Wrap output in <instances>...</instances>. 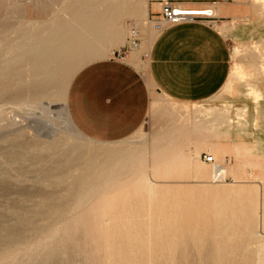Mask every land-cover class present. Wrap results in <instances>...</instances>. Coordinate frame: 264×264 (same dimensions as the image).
Returning a JSON list of instances; mask_svg holds the SVG:
<instances>
[{
  "label": "rangeland",
  "instance_id": "obj_1",
  "mask_svg": "<svg viewBox=\"0 0 264 264\" xmlns=\"http://www.w3.org/2000/svg\"><path fill=\"white\" fill-rule=\"evenodd\" d=\"M76 1L77 0H67V1L66 0H0V36L22 34L26 30L25 28L28 25L29 20H41L44 24L49 23L52 19L62 16L64 12L71 9L73 7L72 3H75ZM250 1L254 2L258 9L257 14H255V16L252 17V19L242 18L234 22L226 23L221 28L223 34L228 40L231 54H232V68H231L230 76H229L227 83L222 88V90H220V92L215 97L208 100L207 102H204L202 104L190 105V106L179 105L171 100H168L167 98L163 97L162 95H160L154 90L151 111H150V114L146 122L135 134H133L132 136H130L129 138L125 140L114 142V143L100 142V141H97V140H94V139H91L85 136L76 127V130L78 131L77 133L78 135H80V136H77V133L75 131H73L72 129H70L64 124L63 114L61 112V107H62L61 103L64 100L68 101V93H69L70 85L74 77L76 76V74L84 66L88 65L91 62L113 57L115 55H119V54L124 55L128 51L127 47L121 48V46H119V47L111 48L110 50H108L105 57H101L103 52L94 54L93 56L91 54H87L85 57L84 65L82 66L71 67L72 66L71 64L63 63V67L60 70L52 73V76L46 79L31 76L33 72H31L30 74L22 73L21 74L22 79L20 80L21 85L19 84L18 87L15 85L16 83H19V81L17 80H12L10 83L6 84V86H11V87H9L7 92L4 90L0 91V104L4 103V105L7 106L8 104L10 106L7 108L5 106L4 108V105H0V107L3 106V108L6 109L5 112L7 111V113L10 116L12 117L14 116L15 118H18V119L24 118V120L27 119L28 121H26L27 126H25L24 130L21 129L20 131H17L18 133L12 132V131H5L3 135L0 136V140H1L0 141L1 142L0 143V148H1L0 149V174H1L0 175V264H105V263L108 264L109 261L106 260L107 259L106 255L108 256V258L110 257L109 259H111L112 257L111 255L114 253H115V256L113 255V258L115 257L114 259H116L117 263L122 261L120 262V264H128V261L125 260L127 259L126 253L128 252H129L128 253L129 264H134L133 261L135 258L138 259L137 260L138 262L134 261L135 264H139L141 262L140 254L142 253L143 250L144 251L142 254L144 256L142 255V261H143L141 262L142 264H146L148 261H149L148 264H152V263L159 264L160 262L159 260H162L160 264H170L171 263L169 262L170 258L172 259V260L170 259V261H172V264H176L175 262H177V264H259V263L261 264V262H264V257H263L264 255H262L264 254V244H263L264 243V218H263L264 199L262 197L264 196V183L262 182L260 184V183L252 182L251 178L249 179L248 175L245 176V178H239V176H237L235 173H233L230 170L231 167H234L237 164V159H236L234 152H226V155L217 159V162L223 164L225 168L227 169L228 179L226 181H215L212 177L213 171H212V175L210 179L208 180L197 178L195 175L190 173L189 171L190 167L186 168L187 171L184 174L176 172L167 177L156 174V170L158 168L163 167V164L166 162V157L163 156V154L165 153V150L159 149V144L163 142L164 135L167 132L173 133L174 135L176 130L178 131V128L176 126H178L180 123L184 122L185 120L189 121V119H185L184 116H187L188 118L192 115L199 117L201 115H206L209 111L215 108L226 109V111H229L230 114L238 113V111L243 110L245 107L249 105H253L255 101V94L253 93L254 88L264 89V75H263L264 74L263 73L264 72L263 70L264 69V58H263L264 57V51H263L264 50V9L263 7H261L262 3H264V0L263 1L262 0H250ZM260 1H262V3H260ZM35 2L39 3V6H38L39 12L37 13L30 11L31 6H33ZM100 3H103V2H99L98 4H96L97 9L98 8L103 9V7L99 5ZM121 4L123 3L120 2L117 4H111L108 8L120 11L119 12L120 13L119 22L127 30L126 37L129 38L131 32L133 30H137L139 31V44L142 39L145 41L147 40L148 49L144 52L145 57L143 59L145 60V58H147L148 56L149 45L153 41L154 37L160 32L156 28V24H155L156 17L151 18L150 20H147L146 28L139 29L135 26H130L128 28V22H127V19L125 18L126 8L121 6ZM153 15L157 16L156 14H153ZM127 43L129 44V41ZM90 55L91 57L89 58ZM234 63L236 64V66ZM142 64H143L142 67L146 68L147 63L142 62ZM254 64L256 66H254ZM49 66L52 67L53 65L49 64ZM236 67L238 70H236ZM233 70H234V73L236 74L233 73ZM66 82L68 84H66ZM45 84H48V86L46 87L49 88L52 94L54 93L53 97H51L50 99L44 100L45 104L47 101L56 100V102L58 103L57 109L59 108L58 110H56L57 112L56 111L51 112L52 115L50 113L51 118L47 117L49 113H47L46 111H42L41 108L36 107V110H35L36 113H33L35 112L34 111L35 108L26 107V108L21 109L22 111L24 110L22 112L20 111V108L18 110L15 107L14 103L17 102L18 99L22 98L20 94H23L26 89L31 88L32 92H35L39 90L40 88L45 87ZM4 87H5V84H0V90L3 89ZM12 104L14 107L11 106ZM16 111H18L17 113H19L18 114L19 116L17 115ZM26 112L29 113V117L27 116L28 118L25 117V115H28V113ZM42 112H45V114L47 113L45 117V120H47V123L46 121L45 122L42 121L44 120V116H45V114L43 116H40V114L41 115L43 114ZM30 113L34 114V116L36 115V117H34L33 115L31 116ZM1 117L2 115L0 116V118ZM40 117L42 118V120ZM4 119L5 118L3 117L0 119V123H1L0 125H4L5 121L4 123L2 122V120ZM196 119L197 118H193L192 121H196ZM20 120H23V119H20ZM48 120L51 123L55 121L54 125H52ZM57 120L59 122L62 120L63 124H62V121L60 122L61 123L60 124L59 122H57ZM197 120L200 121V118H198ZM30 123L32 126H34L33 128L30 125ZM51 125L53 127H55V125H58V126L63 125L62 127L65 126V131L67 129L66 134L68 138H66V140L59 139V138L53 140L52 138H48L47 136H48V132H50V129L52 127ZM47 126H50V127L46 128ZM47 129L49 130L47 131ZM68 130H72V131H68ZM254 132H255V135L246 136L247 137L246 139L252 140L250 142H247V144L250 146L251 149L252 148L254 149L253 142L255 138H257V140L264 141V127L261 128L259 127V125H255L252 128V133ZM15 133L17 135L18 134L20 135H18L17 137L15 136L16 135ZM5 138H8V139H5ZM69 138H71V140ZM47 140H49L48 144L47 142H45ZM72 145L73 147H71ZM171 145H175V144L172 143ZM177 145L179 146V144ZM184 146L185 145L183 144V146H181L179 150H175V149L171 150V153L172 154H176L179 152L185 153L184 150L182 149V147ZM7 148L9 150V153H8ZM257 151L258 149L251 150L248 156V159L258 156L259 155L258 153L260 151L258 153ZM26 152H28L29 154H27ZM206 153H210L213 155L212 151H208ZM201 156L202 155L200 154L199 160L203 162L205 165H207L209 169H211L212 165L206 163L202 159ZM194 157H196V155H194ZM88 161L89 163H87ZM143 177L150 179L151 183L157 186V189H156L157 191L155 190V192L152 195H150L148 191L137 190V186L139 185L138 180ZM39 183H42L41 185L43 186H41ZM224 184L227 185L226 188ZM257 187L259 188L258 190H257ZM230 188L235 191L232 192ZM261 188L262 190H260ZM238 189H239V192H238ZM251 189L253 190L251 191ZM240 191L241 192L243 191V194H241L243 197H240V200H242L244 197L246 200V202L245 200L242 201V203L243 202L245 203V207L244 209H242V211H238V209L239 208L241 209V206H244V204L242 205V203L239 200V197L236 196L237 194H239L240 196ZM256 191H259L258 192L259 195H257ZM234 192L235 193L238 192V193L235 195ZM250 192L254 193L255 196L251 195ZM213 193L215 195V198H214ZM156 194L158 197L157 199H156ZM216 194L218 196L217 198H216ZM225 194L226 195L228 194L227 196L230 195L231 198L229 197V199H231V201L234 200L232 202L229 201L231 206H229L230 205L229 202L228 201L226 202L225 198H223L225 197ZM183 195L184 196L186 195V197H184ZM245 195L247 196V198ZM152 196L153 198H155L153 203H152V200H153ZM257 196L258 197L260 196V198H258ZM180 197H183V198L181 199ZM248 197H250V199H248ZM149 198H151V200H149ZM236 198H238L241 206L237 204L239 202H237ZM252 198H253V202L252 201L251 203L249 202V207H248V204L246 203H248V200H252ZM158 199H159V202H158ZM209 199L211 202H209ZM258 199H261V200L258 201ZM222 200H224L225 202H222ZM74 201L77 203H75ZM207 201L210 204V205L207 204L208 208H207V205H205ZM255 201L257 202L256 204L257 206L259 203L258 207L260 208H256L258 209V211L257 210L254 211ZM165 202L167 204H165ZM233 202H236V203L234 204ZM260 202L261 203L263 202V203L261 204ZM156 203H157V206H156ZM158 203H160V205ZM219 203L222 204L221 206L225 205L224 203H227V204L224 206L225 207L224 208V207H221ZM171 204L172 206L174 204V206L172 207ZM250 204L253 207L250 206ZM85 205L86 206L88 205V206L86 207ZM199 205L201 208L198 207ZM211 205L212 207L215 206V209H213L214 211H212ZM132 206H133V209H132ZM175 206L177 207V209H174L176 208ZM188 206L190 208V212H192L191 215L189 214V211H186V210H189ZM202 206L205 208V210L203 209ZM226 206H228L227 208L229 209V210H226L228 213L226 211H223L226 209ZM234 206H237L238 208L237 207L235 208ZM247 207L249 208V211ZM159 208H162L163 210ZM206 208L207 210H209L210 213L206 210ZM234 208L236 210L233 212V214L236 216L237 221L235 220V216H233V214L231 213L232 210H234ZM149 209H152L151 213H150L151 210ZM200 209L201 211L203 209L204 213L206 211L205 213L206 215L202 212L206 217L202 216L201 215L202 213H199ZM245 209L247 210V213L246 211L243 213ZM130 210L132 211L130 212ZM219 210H220V213L218 212ZM182 211H185V212H182ZM237 211H238V218L240 219H241L240 213L242 212V219H241L242 221L237 218V215L235 214ZM187 212L189 215L187 214ZM207 212L209 214L208 216H207ZM256 212L260 215V217H258L259 215ZM164 213H166V215L168 216H164L165 215ZM252 213L253 214L255 213L258 218L255 217V214L252 215ZM182 214H183V218H181ZM184 214L185 216L186 215L187 216L185 217ZM197 214L202 217L200 218L199 216H197ZM216 214L218 216H216ZM221 214L223 218L226 217L225 220L221 217ZM227 214L230 215V218L233 216L234 219L232 218L231 219H232V223H235L234 225L230 223L229 221L230 219H228L229 215ZM247 214L248 216H251L252 218L254 217L253 218L254 220L250 219L251 217L247 218L248 217L246 216ZM151 215H153L154 217ZM106 216H108V218ZM169 216L171 218H167ZM172 216H178L179 221L177 220V217H176V222L174 221L175 217H173V220H172ZM189 216H193L194 220L195 219L197 220V218H200V219H198L197 221L196 220L193 221V218L191 220ZM150 217H153V218L151 219ZM209 217L211 218V220L205 219ZM213 217H216L217 219H222V220L220 222L219 220L217 221L216 218H213ZM218 217H221V218H218ZM184 218L186 219V222L183 220ZM202 218L204 219L202 220ZM255 218L257 222L255 221ZM88 219H89V222H87ZM116 219L117 221H115ZM165 219H168V220L171 219V221L173 222L169 220L166 224L165 222L167 220L165 221ZM189 219L190 221L188 222ZM204 220L206 221L207 224L209 223L208 226L204 223H203L204 225L202 224V222H205ZM213 220H215L216 222ZM246 220L248 223L251 222L249 220H252V222L254 221L253 223H251L252 225L250 224V226L252 227H249V224H247ZM114 221L115 223L116 222L117 223L115 224ZM155 221H156L155 223L156 225L154 224ZM162 221L163 222L165 221V222L163 223ZM198 221L200 224L198 223ZM224 221L226 224L223 223ZM174 222L176 223L177 226L180 224V226L178 227L179 229L177 228L178 231L176 230V226H174L175 225ZM178 222H182V224ZM192 222L197 225L198 224L201 225L202 228L201 226L198 227L199 225L197 226L195 224L193 226ZM214 222L215 223L220 222L222 226L223 224L226 226H224L223 228L220 225V223L219 224L217 223L219 225L218 226L217 224H214ZM88 223H90V225ZM102 223L103 225L105 223L104 226L106 227H103ZM168 223H170V225ZM183 223H185V226L183 225ZM79 224L81 226H79ZM92 224H93V227H92ZM108 224H111V226ZM117 224L119 225V228L117 227ZM150 225L153 230L150 228ZM214 225H216V228H214V231H212L211 229H213ZM238 225L240 226V228ZM247 225L249 228H251V230L248 227L246 228ZM100 226H102L101 227L102 229L100 228ZM147 226L149 227V229ZM168 226L170 227V229L172 228H175V229H172V230L168 228L167 230L166 228L163 229L164 227H168ZM183 226L185 227V229H181V228H184ZM205 226L208 228V230ZM158 227L159 228L162 227V230H165V231L163 232L161 228L158 230ZM193 227H195L194 231L193 229L191 230V228ZM227 227H229L230 230L229 228L227 229ZM236 227H238L239 229H241L242 227V229L239 230ZM125 228L126 230L128 229L129 232L126 231ZM146 228L148 229L150 233L148 231H145ZM187 228H188V231H186ZM197 228L198 230H195ZM66 229L68 230L66 231ZM180 229L184 230L186 235H188V232H189L188 236H190L191 238L186 236L183 231H180ZM107 230H110V233H109L110 236L112 234V236L110 237V240L108 239L109 236L108 237L106 236L108 234ZM119 230H121V232ZM154 230L156 232H154ZM168 230L170 231L168 234H166ZM174 230L178 232V234L177 232L176 233L174 232V234H176L177 236L173 235L172 231ZM218 230H220V232H218ZM69 231H70V235H69ZM191 231L193 234L195 233L196 235L194 236L191 233ZM208 231H212V232H208ZM247 231H249V233ZM106 232L107 234H105ZM126 232H128V235ZM144 232L145 234H141ZM147 232L148 234L146 236ZM161 232L163 233L162 236H160V234H162ZM198 232L203 234V236L201 235L202 237L201 236L199 237V235L197 234H200V233ZM206 232L209 234H206ZM103 233L105 236L102 237L101 235H103ZM113 233L117 235V240H116V237H114L115 235ZM153 233L155 234L153 235ZM251 233L252 234L254 233V234L252 235ZM150 234L152 238L150 237ZM183 234L184 236H186L185 238ZM205 234L207 236H205ZM243 234L245 235V238ZM97 235L102 240H99V238L96 237ZM123 235L125 238L123 237ZM130 235L133 237V239H131ZM166 235L167 236L171 235V236H168L167 238ZM178 235L180 239H182L183 241L185 240L184 241L185 243L182 240L178 239L179 238ZM192 235H193V238H192ZM249 235H250V238H248ZM127 236L130 237L132 241L134 240L132 242L133 244L134 242H136L134 247H133V244L129 245V243H127L128 241H130L129 238H128L129 240L127 241V238H126ZM144 236L146 238H144ZM159 237H161V239L164 237L161 241L164 242L165 240H167L168 242L167 241L165 242L168 243V246L169 245L170 246L172 245V246L171 247L169 246V248H167L166 247L167 244L164 243L165 244L164 245L163 242L161 244H157L158 240H155V238L160 239ZM174 237H176L180 242L177 241V239ZM194 237H197L199 240ZM112 238L114 239L112 240ZM186 238L187 239L189 238V239L187 240ZM51 239L53 242H55V246H57V247L54 246L53 249L49 245V244H51V246L53 245L52 244L53 242H51ZM106 239H108L110 242H107ZM146 239L147 241H149L148 244H147ZM192 239L196 240V242L198 240L200 244L199 243L196 244V242ZM169 240H172V241L176 240L173 242H175L177 246L175 245V243L169 244V243H173V242H170ZM57 241L59 242V245ZM114 241L115 242L118 241V242L115 243ZM152 241H155L154 244H157V246L159 245L158 247L160 249L157 248L156 245L154 247V245L152 244L153 243ZM181 241L183 242V245L185 244L184 247L187 244L188 247L186 248V250L184 247H182L183 245L182 246L180 245L182 244ZM102 242L103 244L105 243V245H103L105 246L104 247L105 251L103 250L102 253H100L101 251L99 248L100 247L101 249L103 248L101 246ZM141 242L142 244H140ZM118 243L119 245H117ZM121 243L128 247L127 248L128 251L123 249V247L125 248V246H123ZM111 244L116 245V248L118 250L116 248H112L114 245L111 246ZM130 244H131V241H130ZM162 244H163L164 249L161 246ZM203 245L209 246V249L208 247L206 249V247H204ZM225 245H228V247L227 246L222 247ZM46 246L48 247V249ZM119 246H120V250L118 248ZM174 246L175 248L178 247V249H175V251L173 248ZM49 247L53 251V253L48 251L50 250ZM106 247L108 248V252H106L107 250ZM149 247H150V250H149ZM161 247L163 250L161 249ZM197 247H200V248L198 249ZM221 247H222V250H220ZM130 248H131V251L129 250ZM183 248H184V251H183ZM215 248H219V250ZM226 248H229V249H226ZM256 248H258V250ZM113 249H116V250L114 251ZM140 249L141 250L143 249L141 253H139ZM224 249L225 251H223ZM112 250L114 251V253H111L113 252ZM168 250L170 251L168 252ZM202 250L204 251L202 252ZM216 250L220 252L219 255L217 254L218 252ZM156 251H157V254H159L160 252L159 255H163V254L165 255V252H166L167 258H165L166 256H164L165 258L164 259L162 256L163 259L162 258L159 259L160 256L159 255H158L159 257L156 256ZM210 251L212 253V256H211V253H209ZM258 251H259V254H257ZM48 252H49V257H48ZM57 252H59V255L55 257V254ZM146 252H148L147 253L148 256L146 255ZM152 252H154V254ZM116 253L118 254L120 253L119 254L120 256L116 255ZM138 253L140 255L139 258H138L139 256ZM103 254L105 256H103ZM133 254H134V257L135 256L137 257L134 258ZM172 254H175V257L177 258L178 261L175 260L176 258L173 257L174 255L172 256ZM53 255L55 258L52 259ZM117 256H119V258L121 256H124L120 258V259L122 258L124 259L120 260L116 258ZM155 256L157 259L154 258ZM146 257L148 258L151 257V258L147 260ZM212 257L214 259H212ZM225 258L227 260H224ZM103 260L105 263L103 262ZM123 260L125 262H123ZM145 260H147V262ZM216 260H217V263H214L216 262ZM116 261L111 259L109 264L111 263L116 264L114 263Z\"/></svg>",
  "mask_w": 264,
  "mask_h": 264
},
{
  "label": "bare ground",
  "instance_id": "obj_2",
  "mask_svg": "<svg viewBox=\"0 0 264 264\" xmlns=\"http://www.w3.org/2000/svg\"><path fill=\"white\" fill-rule=\"evenodd\" d=\"M67 1V0H66ZM263 1V0H262ZM262 1H260V3H262ZM99 2H103V3H100L99 5L101 6V7H103V9H100V8H98L97 9V6H96V4H98ZM120 2H123L122 0H77L75 3H72V8L71 9H69L68 11H66V12H64L63 13V15L62 16H60V17H56L55 19H52L49 23H43L41 20H29V22H28V25L26 26V30L22 33V34H14V35H8V36H0V84H5V87L3 88V89H1L0 91H2V90H4V91H6L7 92V90L9 89V87H11V86H6V84H8V83H10L12 80H17V81H19V83H16L15 85L18 87L19 86V84H20V80L22 79V73H27V74H30L31 72H33V74L31 75V76H33V77H39V78H43V79H46V78H48V77H50V76H52V73H54V72H57L58 70H60L62 67H63V63H69V64H71L72 66L71 67H76V66H82V65H84V61H85V57H86V55L87 54H91L92 56L94 55V54H97V53H100V52H103V54L101 55V57H105L106 56V54H107V52H108V50H110L111 48H114V47H119V46H121V45H124L125 44V42H126V40H125V36H126V33H127V30L124 28V26L123 25H121L120 24V22H119V17H120V11H117V10H113V9H109L108 7L111 5V4H117V3H120ZM68 3V2H67ZM66 3V4H67ZM259 3V4H260ZM16 5V4H15ZM261 5V4H260ZM38 6H39V3H37V2H35L34 4H33V6H31V9H30V11H32V12H34V13H37V12H39V9H38ZM14 7H16V6H14ZM158 7H160L159 5H158ZM261 7H263V9H264V3H262V5H261ZM62 9V8H61ZM180 10L181 11H183V13L184 14H187V15H196V14H210V15H215L216 14V12H215V10L214 9H200V8H188V7H182V6H180ZM60 11V10H59ZM61 13V12H60ZM56 15V14H55ZM263 18V17H262ZM130 27V26H129ZM17 29V28H16ZM133 29V28H132ZM132 31V30H131ZM128 42V41H127ZM108 45H109V47H108ZM144 46V45H143ZM254 48V47H253ZM260 48V47H259ZM255 49V48H254ZM257 49H258V47H257ZM264 51V50H263ZM252 52V51H251ZM260 52V51H259ZM246 54V53H245ZM254 54V53H253ZM261 54V53H260ZM91 55L89 56V58L91 57ZM96 56V55H95ZM61 57H63V58H61ZM61 58V59H60ZM264 58V57H263ZM60 59V60H59ZM49 64H52L53 66L52 67H50L49 66ZM81 64V65H80ZM235 64V63H234ZM263 65V64H262ZM235 66H236V64H235ZM254 66H256L255 64H254ZM258 66V65H257ZM261 67V66H260ZM82 68V67H81ZM80 68V69H81ZM240 69H241V67H240ZM261 69H263V68H261ZM64 70V69H63ZM235 70V69H234ZM234 70H233V73H234ZM236 70H238L237 69V67H236ZM264 70V69H263ZM243 71V70H242ZM67 72V71H66ZM232 73V74H233ZM264 73V72H263ZM234 74H236V73H234ZM238 74V73H237ZM242 74V73H241ZM264 75V74H263ZM233 76H235V75H233ZM241 76H243V75H241ZM253 76V75H252ZM246 77V76H245ZM238 78V77H237ZM251 78V77H250ZM239 79H241V78H239ZM66 81V80H65ZM68 82V81H67ZM66 82V84H68ZM241 82H243V81H241ZM231 83V82H230ZM11 85H13V84H11ZM21 85V84H20ZM43 85V84H42ZM44 86V85H43ZM46 86H48V84H45V87H42V88H40L39 90H37V91H35V92H32V90H31V88H28V89H26L25 90V92L23 93V94H20V96L22 97V98H20V99H18L17 100V102H13L14 104H15V107L19 110V108H20V111H22L21 109H23V108H26V107H32V108H35L34 109V111L36 110V107L37 108H41L42 109V111H46L47 113H49V115H47V117H50L51 115H52V113L51 112H54V111H56V110H58L57 109V105H58V103L56 102V100L55 101H47L46 102V104H45V99H50L51 97H53V94L50 92V90H49V88L48 87H46ZM66 87H68V86H66ZM248 88H250V87H248ZM10 92V91H9ZM68 92V91H67ZM252 92V91H251ZM250 92V93H251ZM5 93V92H4ZM253 93L255 94V101H254V103H253V105H249V106H247V107H245L243 110H241V111H238V113H235V114H230V112L229 111H226V109H218V108H215V109H213V110H211V111H209L206 115H203V118L204 119H202V120H200V121H197V122H195V124H194V126L192 127V134L194 135V136H199V137H201L202 139H203V141H205L206 140V138H216V139H218V138H222V137H224V138H231V137H233V136H238L240 139H241V141H240V143L238 144V145H236V147H235V156H236V159H237V164H236V166H234V167H231L230 168V170L233 172V173H235L237 176H239V178H245V176H249V179L251 178V180H252V182H255V183H264V141L263 140H257V138H255L254 139V142H253V144H254V149L252 148H250V146L247 144V142H245V141H243V139H244V137H246V136H250V135H255V132L254 133H252V128H253V123L255 124V125H259V127H261V126H263V115H264V89H259V88H254L253 89ZM249 94V93H248ZM252 95V94H251ZM14 96V95H13ZM55 97V96H54ZM58 98V97H57ZM3 99V98H2ZM58 101V100H57ZM2 103V102H1ZM10 104V103H9ZM62 107H61V112H62V114H63V120H64V124L67 126V127H69L70 129H72L73 131H75L76 133L78 132L77 130H76V125L74 124V122H73V120H72V117H71V115H70V112H69V108H68V101H66V100H64L62 103ZM0 105H4V103L3 104H0ZM5 106L6 105H4V108H5ZM10 105H8L7 104V106H6V108L7 107H9ZM11 106H13V104L11 105ZM60 106V105H59ZM232 106V105H231ZM14 107V106H13ZM13 107H11V108H13ZM3 108V106H1L0 107V116L2 115V117L3 118H5L4 120H2V122L4 123V121H5V123H4V125H0V136H2L3 135V133L5 132V131H12V132H17V131H20L21 129H25V126H27V122L26 121H28L27 119L26 120H24V118H20V119H23V120H20V119H18V118H15L14 116L12 117V116H10L8 113H7V111L5 112V110L6 109H4ZM15 108V109H16ZM9 109V108H8ZM13 110V109H12ZM25 110H27V109H25ZM24 111V110H23ZM22 111V112H23ZM38 111V110H37ZM41 111V110H40ZM18 111H16V113H17ZM57 112V111H56ZM59 112H60V110H59ZM13 113V112H12ZM11 113V114H12ZM21 113V112H20ZM26 113H28V112H26ZM33 113H36V111L35 112H33ZM43 114L41 115L40 113V116H43L44 114H45V112H42ZM46 113V114H47ZM50 113H51V115H50ZM19 113H17V115H18ZM22 114V113H21ZM24 114V113H23ZM46 114H45V116H44V120H42V118H41V120L42 121H46V123H47V120H45V117H46ZM5 115V116H4ZM30 115L32 116H34V114H31L30 113ZM60 115V114H59ZM19 116V115H18ZM22 116V115H21ZM29 117V113H28V115H25V117ZM1 117V118H2ZM24 117V116H23ZM27 117V118H28ZM34 117H36V115L34 116ZM55 117V116H54ZM0 118V119H1ZM51 118V117H50ZM58 118V117H57ZM62 118V117H61ZM30 119V118H29ZM32 119V118H31ZM39 119V118H38ZM47 119V118H46ZM49 119V118H48ZM53 119V118H52ZM59 119V118H58ZM261 119V121H262V123H260L259 124V120ZM30 121V120H29ZM41 121V122H42ZM49 121V120H48ZM52 121V120H51ZM62 121V120H61ZM60 121V122H61ZM43 122V123H44ZM50 122V121H49ZM57 122H59L58 120H57ZM59 122V123H60ZM37 123V122H36ZM45 123V124H46ZM51 123V122H50ZM54 123H55V121L53 122V123H51L52 125H54ZM1 124V123H0ZM44 124V125H45ZM61 124V123H60ZM62 124H63V121H62ZM262 124V125H261ZM30 125H31V123H30ZM47 125V124H46ZM51 125V126H52ZM32 126V125H31ZM63 126V125H62ZM62 126H58V125H55V127H51V129H50V132H48V138H52L53 140L54 139H65L66 140V138H68V136H67V134H66V132H67V129H66V131H65V126L64 127H62ZM34 126H32V128H33ZM48 127H50V126H47L46 128H48ZM262 128V127H261ZM49 129H47V131H48ZM72 130H68V131H72ZM18 133V132H17ZM25 133V132H24ZM47 133V132H46ZM50 133V134H49ZM70 133V132H69ZM73 133V132H72ZM71 133V134H72ZM257 133V132H256ZM16 134V133H15ZM42 134H43V132H42ZM177 134H182V132L181 133H177V132H175L174 133V135H173V133H169V132H167L165 135H164V140H163V142L162 143H160L159 144V149H161V150H165V153L163 154V156H165L166 157V162L163 164V167H161V168H158L157 170H156V174L158 175H161V176H165V177H167V176H170L171 174H173V173H176V172H178V173H181V174H184L186 171H187V169L186 168H188V167H190L189 168V171H190V173H192L193 175H195L197 178H200V179H210V177H211V175H212V171L214 172V168H212L211 167V169H209V167L207 166V165H205L203 162H201L200 160H199V157H200V151H197L196 152V157H194L190 152L188 153V154H185V153H183V152H179V153H176V154H172L171 153V150H173V149H175V150H179L180 149V147L181 146H178L175 142H174V140H176V138L179 136H177ZM14 135V134H13ZM18 135H20V134H18ZM18 135L16 134L15 136H17L18 137ZM47 135V134H46ZM11 136H12V134H11ZM24 136V135H23ZM37 136V135H36ZM77 136H80V135H78V133H77ZM82 136V135H81ZM10 137V136H9ZM44 138V137H43ZM73 138V137H72ZM82 138V137H81ZM5 139H8V138H5ZM47 139V138H46ZM70 140H71V138H69ZM11 140V139H10ZM15 140V139H14ZM16 140H17V138H16ZM20 140V139H19ZM172 140V141H171ZM1 141V140H0ZM24 141V140H23ZM29 141V140H28ZM28 141H26V142H28ZM31 141V140H30ZM38 141V140H37ZM36 141V142H37ZM48 141L49 140H47V141H45V142H47V144H48ZM58 141V140H57ZM6 142V141H5ZM1 143V142H0ZM9 143H11V142H9ZM39 143V142H38ZM61 143V142H60ZM75 143V142H74ZM172 143H174L175 145H171ZM30 144H31V142H30ZM44 144V143H43ZM46 144V145H47ZM57 144V143H56ZM11 145V144H10ZM59 145V144H58ZM43 146V145H42ZM75 146V145H74ZM9 147V146H8ZM40 147H41V145H40ZM49 147V146H48ZM56 147H57V145H56ZM55 147V148H56ZM71 147H73V145L71 146ZM103 147H105V146H103ZM39 148V147H38ZM54 148V147H53ZM1 149V148H0ZM34 149V148H33ZM32 149V150H33ZM40 149V148H39ZM257 150L258 149V151H257V153L259 154L258 156H256V157H252V158H249L248 159V156H249V154H250V152H251V150ZM7 150H8V148H7ZM12 150V149H11ZM23 150V149H22ZM53 150V149H52ZM19 151V150H18ZM36 151V150H35ZM38 151V150H37ZM44 151V150H43ZM226 151L227 150H225L224 148H221V147H215V148H213L212 149V152H213V155H214V157L216 158V159H218V158H220V157H223L224 155H226ZM77 152V151H76ZM8 153H9V150H8ZM27 154H29L28 152H26ZM52 153V152H51ZM62 153V152H61ZM12 154V153H11ZM43 154V153H42ZM26 155V154H25ZM38 155H40V154H38ZM51 155V154H50ZM59 155V154H58ZM56 158V157H55ZM59 158V157H58ZM142 159V158H141ZM89 160V159H88ZM35 161V160H34ZM64 161V160H63ZM224 162V161H223ZM87 163H89V161L87 162ZM40 164H42V163H40ZM87 166H88V164H87ZM151 170V169H150ZM224 170H225V173H227V169L226 168H224ZM86 171V170H85ZM108 171V170H107ZM249 171V172H248ZM67 172V171H66ZM87 173V172H86ZM250 173V174H249ZM83 174H85V173H83ZM112 174V173H111ZM1 175V174H0ZM71 175V174H70ZM233 175V174H232ZM84 176V175H83ZM150 176V175H149ZM110 177H111V175H110ZM213 177V176H212ZM234 177V176H233ZM69 178V177H68ZM67 180V179H66ZM33 181H34V179H33ZM44 181V180H43ZM243 181V180H242ZM246 181V180H245ZM42 182V181H41ZM240 182V181H239ZM248 182V181H247ZM249 182H251V181H249ZM109 183V182H108ZM138 183H139V185L137 186V190H145V191H148L149 193H150V195H152L154 192H155V190L157 189V186H155L154 184H152L151 183V181H150V179H148V178H145V177H143V178H140L139 180H138ZM236 183H237V181H236ZM242 183V182H241ZM40 185L42 184V183H39ZM38 184V185H39ZM79 184V183H78ZM229 184V183H228ZM225 185V188H226V184H224ZM231 185V184H230ZM41 186H43V185H41ZM78 186V185H77ZM103 186V185H102ZM233 186V185H232ZM235 186H236V184H235ZM261 186V185H260ZM48 187V186H47ZM251 187V186H250ZM78 188V187H77ZM76 188V189H77ZM80 188V187H79ZM159 188V187H158ZM218 188H220V187H218ZM262 188H263V186H262ZM262 188L260 189V190H262ZM202 189V188H201ZM215 189V188H214ZM231 189V188H230ZM255 189V188H254ZM259 188L257 187V190H258ZM83 190V189H82ZM212 190V189H211ZM240 190H241V188H240ZM253 189H251V191H252ZM85 191V190H84ZM157 191V190H156ZM159 191V190H158ZM231 191L233 192V191H235V190H233V189H231ZM255 191V190H254ZM171 192H172V190H171ZM185 192V191H184ZM209 192V191H208ZM221 192V191H220ZM238 192H239V189H238ZM237 192V193H238ZM245 192V191H244ZM247 192V191H246ZM259 191H256V193H257V195H259V193H258ZM98 193V192H97ZM137 193V192H136ZM163 193V192H162ZM182 193V192H181ZM224 193H226V192H224ZM235 193V192H234ZM237 193H235V195L237 194ZM261 193V192H260ZM91 194V193H90ZM212 194V193H211ZM231 194V193H230ZM241 194H243V191L241 192L240 191V196H239V194H237L236 196H238L239 197V200H240V197H243ZM250 194L251 195H253V196H255V194L254 193H251L250 192ZM249 194V195H250ZM100 195H101V193H100ZM99 195V196H100ZM163 195V194H162ZM194 195H195V193H194ZM210 195V194H209ZM213 195H214V193H213ZM228 195V194H227ZM226 194H225V197H223V198H225V201L227 202H229V201H231V199H229V197H230V195L229 196H227ZM248 195V196H249ZM261 195V194H260ZM79 196V195H78ZM165 196H167V195H165ZM169 196V195H168ZM182 196V195H181ZM184 196V195H183ZM200 196V195H199ZM208 196V195H207ZM235 196V197H236ZM246 196V195H245ZM252 196V197H253ZM86 197V196H85ZM154 197H155V195H154ZM184 197H186V195L184 196ZM202 197V196H201ZM209 197V196H208ZM218 196H217V194H216V198H217ZM222 197V196H221ZM227 197H228V199H227ZM258 197V196H257ZM263 197V199H264V196H262ZM67 198V197H66ZM139 198V197H138ZM152 198H153V196H152ZM158 197H157V194H156V199H157ZM181 199L183 198V197H180ZM211 198H213V197H211ZM214 198H215V195H214ZM222 198V199H223ZM231 198V197H230ZM246 198H247V196H246ZM254 198H256V197H254ZM258 198H260V196L258 197ZM76 199H77V197H76ZM96 199V198H95ZM154 199L155 198H153V200H152V203L154 202ZM167 199V198H166ZM189 199V198H188ZM192 199V198H191ZM194 199V198H193ZM196 199V198H195ZM234 199V198H233ZM248 199H250V197H248ZM247 199V200H248ZM149 200H151V198H149ZM172 200V199H171ZM177 200V199H176ZM213 200V199H212ZM214 200H216V199H214ZM236 200H237V202H239V200H238V198H236ZM245 200V197L242 199V200H240V202L242 203V201H244ZM261 199H258V201H260ZM157 201V200H156ZM169 201V200H168ZM168 201H166V202H168ZM179 201H180V199H179ZM202 201V200H201ZM201 201H199V202H201ZM204 201V200H203ZM221 201V200H220ZM224 200H222V202H225ZM232 201H234V200H232ZM231 201V202H232ZM251 201L253 202V198H252V200H248V203H246V204H248V207H249V202L251 203ZM65 202V201H64ZM75 202V201H74ZM83 202V201H82ZM107 202H108V200H107ZM158 202H159V199H158ZM165 202V204H167ZM173 202H174V200H173ZM178 202V201H177ZM176 202V203H177ZM209 202H211L210 201V199H209ZM215 202V201H214ZM240 202L239 203H237L239 206H241L240 205ZM245 202H246V200H245ZM45 203V202H44ZM75 203H77V202H75ZM93 203V202H92ZM100 203H101V201H100ZM149 203H150V201H149ZM163 203V202H162ZM172 203V202H171ZM195 203V202H194ZM204 203V202H203ZM216 203H217V201H216ZM215 203V204H216ZM221 203V202H220ZM219 203V204H220ZM234 204L236 203V202H233ZM261 203V202H260ZM263 203V202H262ZM261 203V204H262ZM74 204V203H73ZM89 204V203H88ZM159 205H160V203H158ZM164 204V205H165ZM184 204V203H183ZM192 204V203H191ZM200 204H202V203H200ZM207 204H209L208 203V201H207V203H205V205H207ZM213 204V203H212ZM214 204V205H215ZM225 205L227 204V203H224ZM229 204H230V202H229ZM233 204V205H234ZM244 204V206H241V209L239 208L238 209V211H242V209H244V207H245V203L243 202L242 203V205ZM254 204H255V206H254V211H258V209H256V208H260V207H258L259 206V203H258V206L256 205L257 204V202L255 201L254 202ZM253 204V205H254ZM264 204V203H263ZM56 205V204H55ZM61 205H63V204H61ZM75 205V204H74ZM132 205V204H131ZM152 205V204H151ZM154 205V204H153ZM169 205V204H168ZM179 205V204H178ZM190 205V204H189ZM210 205V204H209ZM222 204H220V206H221ZM225 205H223V206H221V207H224ZM237 205V206H238ZM51 206V205H50ZM73 206V205H72ZM86 206V205H85ZM88 206V205H87ZM86 206V207H87ZM156 206H157V203H156ZM155 206V207H156ZM163 206V205H162ZM171 206H172V204H171ZM173 206H174V204H173ZM172 206V207H173ZM177 206V205H176ZM175 206V207H176ZM182 206V205H181ZM180 206V207H181ZM204 206V205H203ZM202 206V207H203ZM229 206H231V204L229 205ZM237 206H234L235 208L237 207ZM250 206H252L251 204H250ZM257 206V207H256ZM264 206V205H263ZM128 207V206H127ZM151 207V206H150ZM164 207V206H163ZM171 207V208H172ZM194 207H195V205H194ZM199 208H201L200 207V205L198 206ZM205 207V206H204ZM203 207V209L205 210V208ZM228 206H226V209L225 210H223V211H226V210H229L228 208H227ZM233 207V206H232ZM247 207V208H248ZM253 207V206H252ZM251 207V208H252ZM85 208V207H84ZM91 208V207H90ZM138 208V207H137ZM143 208V207H142ZM158 208V207H157ZM188 208H189V206H188ZM207 208H208V205H207ZM207 208H206V210H207ZM210 208V207H209ZM225 208V207H224ZM223 208V209H224ZM234 208V210H232V214H233V212L236 210ZM238 208V207H237ZM250 208V209H251ZM132 209H133V206H132ZM152 209H153V207H152ZM152 209H149V210H151L150 211V213L152 212ZM159 209H162V208H159ZM174 209H177V207L176 208H174ZM185 209H186V207H185ZM184 209V210H185ZM194 209V208H193ZM196 209H197V207H196ZM203 209H202V211H201V209H200V212L199 213H202L203 212ZM211 209H212V211H214L213 209H215V206L214 207H212V205H211ZM221 209V208H220ZM103 210H104V208H103ZM158 210V209H157ZM163 210V209H162ZM165 210V209H164ZM167 210H169V209H167ZM172 210V209H171ZM179 210H180V208H179ZM222 210V209H221ZM78 211V210H77ZM113 211V210H112ZM132 210H130V212H131ZM134 211V210H133ZM144 211V210H143ZM173 211H175V210H173ZM186 211H189V214L191 215V213L192 212H190V208H189V210H186ZM195 211V210H194ZM197 211V210H196ZM208 212H209V210H207ZM217 211V210H216ZM231 211V210H230ZM238 211L235 213L236 215H237V218H238ZM246 211V213H247V210L245 209L244 211H243V213ZM248 211H249V208H248ZM251 211V210H250ZM103 212V211H102ZM129 212V213H130ZM138 212V211H137ZM159 212V211H158ZM157 212V213H158ZM182 212H185V211H182ZM208 212H207V216L209 215L208 214ZM219 213H220V210L218 211ZM217 212V213H218ZM222 212V211H221ZM227 212V211H226ZM133 213V212H132ZM147 213V212H146ZM156 213V212H155ZM162 213V212H161ZM160 213V214H161ZM194 213H196V212H194ZM198 213V212H197ZM198 213V214H199ZM204 213V212H203ZM201 214L202 216H204V217H206L205 215V213H206V211H205V215L204 214ZM210 213V212H209ZM216 213V212H215ZM228 213V212H227ZM230 213V214H231ZM240 213V212H239ZM245 213V214H246ZM249 213H251V212H249ZM248 213V214H249ZM257 213V212H256ZM264 213V212H263ZM84 214V213H83ZM159 214V215H160ZM165 215L164 216H168V215H166V213H164ZM172 214V213H171ZM186 214V213H185ZM185 214H184V216H185ZM187 214H188V212H187ZM188 214V215H189ZM197 214V216H199ZM224 214V213H223ZM244 214V215H245ZM248 214L246 215V216H248ZM255 214V213H254ZM253 213H252V215H254ZM258 214V213H257ZM81 215V214H80ZM156 215V214H155ZM170 215V214H169ZM177 215V214H176ZM193 215V214H192ZM213 215H215V214H213ZM227 215H229V214H227ZM251 215V214H250ZM259 215V214H258ZM75 216V215H74ZM87 216V215H86ZM90 216V215H89ZM130 216H131V214H130ZM147 216V215H146ZM151 216H153V215H151ZM187 216V215H186ZM185 216V217H186ZM202 216H199L200 218L202 217ZM210 216H211V214H210ZM216 216H218L217 214H216ZM233 216H235L234 214H233ZM233 216L231 217L232 219H234L233 218ZM240 216H241V219H242V212L240 213ZM246 216H244V217H246ZM107 218H108V216H106ZM134 217V216H133ZM154 217V216H153ZM153 217H150L151 219L153 218ZM162 217V216H161ZM173 217H175V222H176V217H177V220H178V216H172V220H173ZM221 217H222V214H221ZM221 217H218V218H221ZM243 217V218H244ZM251 216H248L247 218H250ZM255 217H257L256 216V214H255ZM258 217H260V215L258 216ZM257 217V218H258ZM64 218V217H63ZM156 218H157V216H156ZM164 218V217H163ZM166 218V217H165ZM167 218H171L170 216L169 217H167ZM181 218H183V214H182V217ZM188 218V217H187ZM189 218H191V220H192V218H193V216H189ZM200 218H197V220L198 219H200ZM211 218H212V216H211ZM211 218L209 217V218H205L206 220H208V219H210L211 220ZM213 218H216V217H213ZM223 218V217H222ZM230 218V215H229V217H228V219H230L229 221H230V223H232V219ZM254 218V217H253ZM252 217L250 218V219H253ZM263 218H264V215H263ZM66 219V218H65ZM71 219V218H70ZM102 219V218H101ZM105 219V218H104ZM103 219V220H104ZM115 219V218H114ZM146 219V218H145ZM204 218H202V220H203ZM224 220L226 219V217H224L223 218ZM238 219H240V218H238ZM240 219V220H241ZM56 220V219H55ZM54 220V221H55ZM148 220V219H147ZM156 220V219H155ZM161 220V219H160ZM167 220V221H166ZM170 221H171V219H169ZM168 219H165V223L167 224V222L169 221ZM182 220V219H181ZM185 222H186V219L184 218L183 219ZM196 220V219H195ZM194 220V218H193V221H195ZM196 220V221H197ZM216 220L218 221H220L221 222V220L222 219H217L216 218ZM235 220H236V216H235ZM248 220V219H247ZM247 220H246V222H247ZM254 220V219H253ZM257 220H259V219H257ZM78 221V220H77ZM91 221H92V219H91ZM94 221V220H93ZM99 221V220H98ZM115 221H117V219L115 220ZM115 221H114V223H115ZM124 221V220H123ZM179 221V220H178ZM184 221H182V222H184ZM190 221V219L188 220V222ZM205 221V220H204ZM213 221H215V220H213ZM227 221V220H226ZM237 221V220H236ZM242 221V220H241ZM240 221V222H241ZM249 221H251L250 223H248L247 222V224H249V227H252V226H250V224L251 223H253L252 222V220H249ZM255 221H256V218H255ZM81 222V221H80ZM87 222H89V219H88V221ZM97 222V221H96ZM102 222V221H101ZM112 222V221H111ZM151 222H152V220H151ZM150 222V223H151ZM163 222V221H162ZM163 222V223H164ZM171 222H173V221H171ZM174 222V226H176V230L178 231V227L180 226V224L177 226L176 225V223ZM182 222H178V223H181L182 224ZM209 222V221H208ZM216 222V221H215ZM214 222V224H217V223H215ZM219 222V223H220ZM257 222V221H256ZM256 222H255V224H256ZM76 223H78V222H76ZM93 223V222H92ZM117 223V222H116ZM115 223V224H116ZM146 223H148V222H146ZM156 223V221L154 222V224ZM198 223H199V221H198ZM206 224L207 226H208V224L206 223V221L205 222H202V224ZM210 223H212V222H210ZM218 223V224H219ZM224 224H226L225 223V221L223 222ZM222 223V224H223ZM237 223V222H236ZM244 223V222H243ZM89 225H90V223H88ZM114 224V225H115ZM120 224V223H119ZM137 224V223H136ZM145 224V223H144ZM153 224V225H154ZM169 225H170V223H168ZM172 224V223H171ZM190 224V223H189ZM194 224L195 223H193L192 222V225L194 226ZM200 224V223H199ZM198 224V225H199ZM203 224V225H204ZM217 224V225H218ZM223 224V226L221 225V223H220V225L224 228V226H226V225H224ZM235 223H232V225H234ZM238 224V223H237ZM241 224V223H240ZM71 225V224H70ZM88 225V226H89ZM96 225V224H95ZM102 225H103V223H102ZM104 225H105V223H104ZM103 225V227H106V226H104ZM108 225H110L111 226V224H108ZM156 225V224H155ZM160 225V224H159ZM165 225V224H164ZM163 225V226H164ZM183 225L185 226V223H183ZM195 225H197V224H195ZM197 225V226H198ZM211 225V224H210ZM252 225V224H251ZM79 226H81L80 224H79ZM127 226V225H126ZM142 226V225H141ZM172 226V225H171ZM183 226V227H184ZM196 226V227H197ZM201 225H199L198 227H200ZM219 226V225H218ZM217 226V227H218ZM228 226H230V225H228ZM239 226V225H238ZM243 226V225H242ZM254 226H256V225H254ZM75 227V226H74ZM92 227H93V224H92ZM102 226H100V228H101ZM114 227H116V226H114ZM113 227V228H114ZM117 227L119 228V225L117 224ZM148 227V226H147ZM181 227H182V225H181ZM190 227V226H189ZM204 227V226H203ZM206 227V226H205ZM222 227H220V228H222ZM248 227V225L246 226V228ZM248 227V228H249ZM109 228V227H108ZM134 228V227H133ZM144 228V227H143ZM150 228H151V225H150ZM157 228V227H156ZM155 228V229H156ZM161 228V230H162V227H160ZM159 227H158V230L160 229ZM166 228V230H167V228L168 229H170V227L168 226V227H164L163 229H165ZM178 228V229H177ZM194 228L195 227H193V228H191V230L193 229V231H194ZM201 228H202V226H201ZM207 228V227H206ZM212 228V227H211ZM214 228H216V225H214V227H213V229H211L212 231H214ZM219 228V227H218ZM217 228V229H218ZM226 228V227H225ZM229 227H227V229H228ZM237 229H239L240 228V226H239V228L238 227H236ZM255 228V227H254ZM53 229H55V228H53ZM70 229V228H69ZM102 229V228H101ZM142 229V228H141ZM148 229H149V227H148ZM148 229L146 228V230L145 231H148ZM152 229V228H151ZM172 229H175V228H172ZM172 229H170V230H172ZM181 229H185V227L184 228H181ZM180 229V231H183L184 232V230H181ZM200 229V228H199ZM241 229H242V227H241ZM241 229H239V230H241ZM250 230H251V228H249ZM256 229H257V227H256ZM68 229H66V231H67ZM71 230V229H70ZM78 230V229H77ZM77 230H76V232H77ZM95 230V229H94ZM115 230V229H114ZM125 230H126V228H125ZM153 230V229H152ZM158 230H157V232H158ZM170 230H168L167 231V233L166 234H168L169 233V231ZM176 230H174V231H172L173 232V235H176V234H174V232L176 233L177 231ZM195 230H198V228L197 229H195ZM203 230H204V228H203ZM207 230H208V228H207ZM206 230V231H207ZM224 230V229H223ZM229 230H230V228H229ZM249 230V231H250ZM255 230V229H254ZM85 231V230H84ZM96 231V230H95ZM108 231V234H107V232L105 233V234H107L106 236L108 237L109 236V240H110V237L112 236V234H111V236L109 235V233H110V230H107ZM120 232H121V230H119ZM126 231H128V229L126 230ZM163 232L165 231V230H162ZM186 231H188V228L186 229ZM212 231H208V232H212ZM225 231V230H224ZM228 231V230H227ZM249 231H247L248 233H249ZM256 231V230H255ZM254 231V232H255ZM48 232V231H47ZM57 232V231H56ZM81 232V231H80ZM129 232V231H128ZM128 232H126L127 233V235H128ZM135 232V231H134ZM149 232V231H148ZM148 232L146 233V236H147V234H148ZM154 232H156L155 230H154ZM172 232H171V234H172ZM182 232V233H183ZM204 232V231H203ZM202 232V233H203ZM218 232H220V230H218ZM257 232V231H256ZM58 233V232H57ZM56 233V234H57ZM62 233V232H61ZM68 233V232H67ZM98 233V232H97ZM115 233H117V232H115ZM136 233V232H135ZM150 233V232H149ZM162 233V232H161ZM181 233V234H182ZM191 233H192V231H191ZM196 233H197V231H196ZM198 233H200V232H198ZM54 234V233H53ZM99 234V233H98ZM114 234V233H113ZM125 234V233H124ZM132 234V233H131ZM141 234H145V232L144 233H141ZM152 234V233H151ZM151 234H150V237H151ZM155 233H153V235H154ZM158 234H160V233H158ZM177 234H178V232H177ZM184 234H185V232H184ZM184 234H183V236H184ZM193 234V233H192ZM206 234H209V233H207L206 232ZM205 234V236H207ZM252 234V233H251ZM254 234V233H253ZM252 234V235H253ZM257 234V233H256ZM69 235H70V231H69ZM115 235V234H114ZM120 235V234H119ZM163 235V233L162 234H160V236H162ZM165 235V234H164ZM186 235V234H185ZM188 235H189V232H188ZM188 235H186V236H188ZM194 236L196 235L195 233L193 234ZM193 235H192V238H193ZM197 235H199V237L202 235L203 236V234H197ZM244 235V234H243ZM58 236V235H57ZM92 236V235H91ZM94 236V235H93ZM102 237L103 236H105L104 235V233H103V235H101ZM126 236V235H125ZM137 236V235H136ZM167 236V235H166ZM165 236V237H166ZM168 236H171V235H168ZM168 236H167V238H168ZM177 236V235H176ZM182 236V237H183ZM186 236H184V238L186 237ZM201 236V237H202ZM236 236V235H235ZM239 236V235H238ZM50 237V236H49ZM49 237H48V239H49ZM54 237H56V236H54ZM67 237H69V236H67ZM96 237H98V235L96 236ZM106 237V238H107ZM114 237H116V240H117V235H115ZM120 237V236H119ZM123 237H124V235H123ZM130 237H131V239H133V237L130 235ZM130 237H126L127 238V241L130 239ZM143 237V236H142ZM148 237H149V235H148ZM156 237V236H155ZM157 237H158V235H157ZM178 237H179V235H178ZM181 237V238H182ZM188 237H190V236H188ZM198 237V236H197ZM197 237H194V238H197ZM209 237V236H208ZM248 237V236H247ZM99 238V237H98ZM122 238V237H121ZM125 238V237H124ZM129 238V239H128ZM144 238H146L145 236H144ZM152 238V237H151ZM160 239H157V238H155V240H158L157 242V244H161L163 241H161L162 239H161V237H159ZM174 238H176V237H174ZM191 238V237H190ZM207 238V237H206ZM233 238V237H232ZM244 238H245V235H244ZM248 238H250V235H249V237ZM47 239V240H48ZM56 239V238H55ZM54 239V240H55ZM108 239H106L107 240V242H110ZM114 238H112V240H113ZM130 239V241H131V244H130V241H128L127 243H129V245H132L133 243V241ZM170 239V238H169ZM177 239V238H176ZM178 239H180V237L178 238ZM177 239V241H179ZM187 239V238H186ZM189 239V238H188ZM187 239V240H188ZM198 239V238H197ZM203 239H205V238H203ZM44 240V239H43ZM46 240V241H47ZM99 240H102V239H100L99 238ZM98 240V241H99ZM125 240V239H124ZM150 240H152V239H150ZM165 240V239H164ZM180 240H182V239H180ZM192 240H194V239H192ZM199 240V239H198ZM198 240H197V242H196V240H194L195 242H196V244H198L199 242H198ZM201 240V239H200ZM258 240V239H257ZM146 241H147V239H146ZM165 241H167V240H165ZM163 242V244L165 243V244H167V248H169V246H168V241L167 242ZM170 242H173V241H176V240H169ZM183 241V240H182ZM181 241V243L182 244H180L181 246L183 245V242L185 241H183L182 242ZM51 242H53L52 241V239H51ZM58 242V241H57ZM95 242H97V241H95ZM101 242V241H100ZM106 242V243H107ZM115 242V241H114ZM118 242V241H117ZM117 242H115V243H117ZM121 242H122V240H121ZM148 242L149 241H147V244H148ZM151 242V241H150ZM153 243V245H154V247H155V245L157 246V244H154V242L155 241H152ZM160 242V243H159ZM180 242V241H179ZM194 242V243H195ZM49 243V242H48ZM114 243V244H115ZM126 243V242H125ZM124 243V244H125ZM135 243L136 242H134V244H133V247H134V245H135ZM175 242H173V243H169V244H174ZM178 243V242H177ZM185 243V242H184ZM187 243H188V241H187ZM53 245L51 246V244H49L50 245V247H52V249H53V247L55 246V242H53L52 243ZM57 244V243H56ZM100 244V243H99ZM99 244H98V246H99ZM102 244V245H101ZM100 245L103 247L102 249H101V247L99 248L98 246V248L100 249V253H102V251L104 250L105 251V246H103V245H105V243L103 244V242L101 243ZM114 244H111V246L112 245H114ZM122 244V243H121ZM140 244H142V242L140 243ZM163 244L161 245L162 247H163ZM164 244V245H165ZM200 244V243H199ZM250 244V243H249ZM264 244V243H263ZM48 245V246H49ZM58 245H59V242H58ZM117 245H119V243L117 244ZM123 245V244H122ZM175 245H176V243H175ZM179 245V244H178ZM185 245V244H184ZM184 245L182 246V247H184ZM106 246H108V245H106ZM115 246V247H114ZM112 248H116V245H114ZM123 246H125V245H123ZM123 246H121V247H123ZM150 246H151V244H150ZM159 246V245H158ZM157 246V248H159ZM172 246V245H171ZM170 246V247H171ZM177 246V245H176ZM180 246V247H181ZM197 246V245H196ZM204 246V245H203ZM221 246V245H220ZM228 247V245H225V246H222V247ZM249 246V245H248ZM263 246V245H262ZM39 247V246H38ZM43 247V246H42ZM47 247V246H46ZM50 247H49V249H50ZM55 247H57V246H55ZM131 247V246H130ZM154 247H153V249H154ZM162 247H161V249H162ZM179 247V248H180ZM188 246H187V244H186V246L184 247L185 248V250H186V248H187ZM201 247V246H200ZM200 247H197L198 249L200 248ZM204 247H206V249H207V247H208V249H209V246H204ZM222 247H221V249L220 250H222ZM258 247V246H257ZM59 248V247H58ZM107 248V247H106ZM110 248V247H109ZM119 248V250H120V246L118 247ZM127 246H125V248L123 247V249L124 250H126V251H128L127 250ZM140 248V247H139ZM144 248H145V246H144ZM151 248H152V246H151ZM166 248V249H167ZM174 248V251H175V249H178V247L177 248H175V246L173 247ZM184 248H183V251H184ZM260 248V247H259ZM30 249V248H29ZM32 249V248H31ZM47 249H48V247H47ZM117 249V248H116ZM116 249H113L114 251L116 250ZM122 249V248H121ZM132 249H134V248H132ZM135 249H136V247H135ZM160 249V248H159ZM158 249V250H159ZM163 249H164V247H163ZM162 249V250H163ZM171 249V248H170ZM203 249H205V248H203ZM215 249H218L219 250V248H215ZM226 249H229V248H226ZM247 249H249V248H247ZM257 250H258V248H256ZM34 250V249H33ZM60 250V249H59ZM58 250V251H59ZM110 250V249H109ZM112 250V251H113ZM118 250V249H117ZM130 251H131V248L129 249ZM143 250V249H142ZM141 249H140V252L139 253H141V251H142ZM146 250V249H145ZM149 250H150V247H149ZM157 250V251H158ZM49 252H52L53 253V251L50 249V250H48ZM114 251L113 252H111V253H114ZM122 251V250H121ZM144 251V250H143ZM143 251H142V253H143ZM157 251H156V256L157 257H159V259H161L162 258V256H163V258H164V256H166V252H165V255L163 254V255H159L160 254V252H159V254H157ZM170 250H168V252H169ZM173 251V250H172ZM204 250H202V252H203ZM209 251V250H208ZM207 251V252H208ZM217 251V250H216ZM223 251H225V249L223 250ZM49 252H48V257H49ZM55 252V251H54ZM106 252H108V248H107V250H106ZM118 252V251H117ZM163 252V251H162ZM177 252V251H176ZM218 252V251H217ZM216 252V253H217ZM51 253V254H52ZM58 253V254H57ZM56 254H55V257L56 256H58L59 255V252H57ZM109 253H110V251H109ZM122 253V252H121ZM123 253H124V251H123ZM129 253V252H128ZM128 253H126L127 254V259H125V260H127L128 261V264H129V258H128ZM132 253V252H131ZM133 253H135V252H133ZM139 253H138V255H139ZM140 254L141 255V262H143L142 261V255L143 254ZM147 253L148 252H146V255H147ZM153 254H154V252H152ZM173 253V252H172ZM185 253V252H184ZM204 253H206V252H204ZM209 253H211V251L209 252ZM208 253V254H209ZM219 253L220 252H218L217 254L219 255ZM221 253H223V252H221ZM261 253H262V251H261ZM50 254V255H51ZM120 254V253H119ZM118 253H116V255H119ZM176 254V253H175ZM175 254H172V256L173 257H175ZM215 254V253H214ZM213 254V255H214ZM257 254H259V251H258V253ZM113 255L115 256V253L114 254H112L111 256V259L112 260H115L116 261V259H114L113 258ZM123 255V254H122ZM137 255V254H136ZM140 255L138 256V258L140 257ZM150 255V254H149ZM159 255V256H158ZM167 255H168V253H167ZM221 255V254H220ZM262 255H264V254H262ZM103 256H105L104 254H103ZM110 256V255H109ZM120 256V255H119ZM119 256H117L116 258H118V259H120L121 257H124V256H121L120 258H119ZM132 256V255H131ZM131 256H129V257H131ZM144 256V255H143ZM148 256V255H147ZM156 256L154 257V258H156ZM211 256H212V253H211ZM224 256V255H223ZM257 256V255H256ZM54 257V255H53V257H52V259L53 258H55ZM126 257V256H125ZM133 257H134V254H133ZM135 257H137V256H135ZM134 257V258H135ZM171 257V256H170ZM216 257H217V255H216ZM220 257H222V256H220ZM258 257V256H257ZM260 257H261V255H260ZM264 257V256H263ZM107 258V259H106ZM106 260H108L109 262H108V264L110 263V260L111 259H109L108 258V256L106 255ZM133 258V259H134ZM147 258V260H149V258H151V257H146ZM162 258V259H163ZM165 258H167V256L165 257ZM164 258V259H165ZM176 258V257H175ZM224 258V257H223ZM122 259H124V258H122ZM122 259H120V260H122ZM132 259V258H131ZM136 259V260H135ZM134 259V261H137L138 259L137 258H135ZM152 259H153V257H152ZM157 259V258H156ZM171 259V258H170ZM170 259H169V262H171L170 264H172V261H170ZM174 259V258H173ZM212 259H214L213 257H212ZM220 259V258H219ZM218 259V260H219ZM261 259H262V257H261ZM147 260H145L146 262H147ZM172 260V259H171ZM175 260H177V258L175 259ZM224 260H227L226 258L224 259ZM119 261V260H118ZM133 261V263L135 264V262ZM150 261H151V259H150ZM153 261V260H152ZM155 261V260H154ZM160 262H159V264L161 263V261L162 260H159ZM174 261V260H173ZM178 261V260H177ZM260 261V260H259ZM103 262H104V260H103ZM107 262V261H106ZM120 262H122V261H120ZM120 262H118L119 264H120ZM123 262H125L124 260H123ZM138 262V261H137ZM139 263V264H142V263ZM149 262V261H148ZM148 262L146 263V264H148ZM222 262V261H221ZM105 263V262H104ZM114 263H116V264H118L117 263V261L116 262H114ZM176 264H177V262H175ZM214 263H217V260H216V262H214ZM262 263H264V262H261V264ZM106 264V263H105ZM112 264V263H111ZM153 264V263H152ZM260 264V263H259Z\"/></svg>",
  "mask_w": 264,
  "mask_h": 264
},
{
  "label": "crops",
  "instance_id": "obj_3",
  "mask_svg": "<svg viewBox=\"0 0 264 264\" xmlns=\"http://www.w3.org/2000/svg\"><path fill=\"white\" fill-rule=\"evenodd\" d=\"M122 1L128 28H146L147 20L156 17L153 14L159 9L152 0ZM173 2L182 7L214 9L216 14L166 26L149 45L145 60L147 40L142 39L138 47L133 48L125 36L126 42L121 48L127 47L128 51L124 55L84 66L70 85L68 108L74 124L85 136L106 143L129 138L146 122L154 90L179 105L190 106L212 99L227 83L232 54L221 28L242 18L252 19L258 12L256 4L250 0ZM142 62L147 63L146 68L142 67ZM184 118L189 121L176 126V132L182 134H177L174 142L185 145L182 147L185 154L190 152L194 156L200 151L202 155L215 147L235 152L241 141L238 136L203 141L191 131L198 118L204 119L203 115ZM193 118H197L196 121H192ZM261 127H264V115ZM246 138L243 141H252Z\"/></svg>",
  "mask_w": 264,
  "mask_h": 264
},
{
  "label": "built area",
  "instance_id": "obj_4",
  "mask_svg": "<svg viewBox=\"0 0 264 264\" xmlns=\"http://www.w3.org/2000/svg\"><path fill=\"white\" fill-rule=\"evenodd\" d=\"M158 4L159 11L156 14L155 24L156 28L159 31H162L166 26L181 22L194 21L203 17H212L210 14H196V15H187L180 10L179 5H175L173 0H152ZM129 45L133 48L138 47L139 45V31L133 30L128 38ZM202 159L211 164L214 168L213 179L215 181H226L227 173H225V166L217 162V159L210 153H203ZM230 162V161H229Z\"/></svg>",
  "mask_w": 264,
  "mask_h": 264
}]
</instances>
